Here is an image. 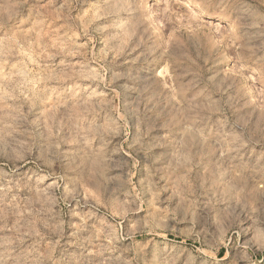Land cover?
I'll return each mask as SVG.
<instances>
[{"label": "rangeland", "instance_id": "obj_1", "mask_svg": "<svg viewBox=\"0 0 264 264\" xmlns=\"http://www.w3.org/2000/svg\"><path fill=\"white\" fill-rule=\"evenodd\" d=\"M0 264H264V0H0Z\"/></svg>", "mask_w": 264, "mask_h": 264}, {"label": "bare ground", "instance_id": "obj_2", "mask_svg": "<svg viewBox=\"0 0 264 264\" xmlns=\"http://www.w3.org/2000/svg\"><path fill=\"white\" fill-rule=\"evenodd\" d=\"M149 7H150V6L148 5V8H147V9H150ZM146 11H147V10H146Z\"/></svg>", "mask_w": 264, "mask_h": 264}]
</instances>
